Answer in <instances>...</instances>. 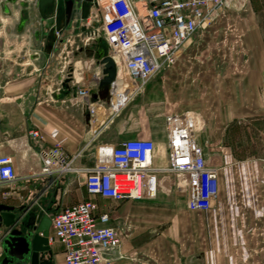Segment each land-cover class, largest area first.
<instances>
[{"label": "rangeland", "instance_id": "rangeland-1", "mask_svg": "<svg viewBox=\"0 0 264 264\" xmlns=\"http://www.w3.org/2000/svg\"><path fill=\"white\" fill-rule=\"evenodd\" d=\"M74 1L56 0L54 20L64 19V37ZM86 3V14L91 13ZM8 7L11 15L3 16L0 10V97L39 91L41 99L44 95L54 106L64 105L49 95L52 87L60 86L63 63L45 62L36 49L38 44L26 32L19 39L13 37L10 25L19 9L17 4ZM48 9L49 5L44 9L45 21ZM18 13L36 15L34 2L30 0ZM93 101V113L75 100L68 108L77 112L85 138L110 136L115 143L136 136L151 139L155 142L154 165L163 169L156 196L144 199L148 208L123 239L129 241L137 229L140 248L132 250L131 262L264 264V0H245L241 7L229 4L219 10L182 44L173 63L155 73L117 110H107V98L103 103ZM170 117L196 129L195 145L207 163L218 169L217 196L206 210L188 211L186 177L165 171L168 155L165 151L161 157L160 150L165 149ZM224 126L226 145L222 147L224 136L218 131ZM100 146L93 143L82 149L78 164L91 166L96 156L108 161L110 149ZM84 177H68L73 195L78 193L80 200L87 199ZM157 201L174 206V213L158 214ZM113 206L108 201L104 208L112 210ZM163 227L166 230L161 233Z\"/></svg>", "mask_w": 264, "mask_h": 264}, {"label": "built area", "instance_id": "built-area-1", "mask_svg": "<svg viewBox=\"0 0 264 264\" xmlns=\"http://www.w3.org/2000/svg\"><path fill=\"white\" fill-rule=\"evenodd\" d=\"M244 2L245 0H90L92 9L86 18L87 22L78 17L80 9L76 2L66 37L62 29L51 25L53 47L60 49L68 45V48L67 53L58 58V65L63 63L61 68L64 76L58 82L60 86L51 88L50 98L60 92L63 81L69 80V84L75 86L73 99L89 113H93L90 108V104H94L91 88L99 85L101 65L94 58L90 65L89 79L82 83L76 78L75 62H71L67 54L90 41L101 39L105 45V53L113 59L116 67L115 80L107 90V110L110 111L112 99L116 96V83L120 79L123 83H131V89L127 91L130 97L155 73L173 63L182 44L203 28L214 14L229 4L241 7ZM83 29L85 32H82ZM176 119L170 117L167 121L165 151L168 155V167L165 171L186 177V209L203 211L209 208L217 196L218 169L207 163L195 145L196 129ZM29 135L36 141L42 139L35 130L30 131ZM63 142V139H59L39 151V163L33 176L54 180L67 174H84L86 193L109 199L113 203L156 196L158 176L163 169L154 165L153 140L129 138L118 141L111 144L108 161L97 159L96 156L91 166L78 164L82 149L70 153L63 147ZM30 175L31 173L27 176ZM17 178L13 157L2 153L0 149V197L11 196L12 185ZM111 211V208L101 209L93 199H85L48 214V244L57 243L61 246L63 264H111L102 251L119 246L124 239L123 231L111 224ZM3 237L4 235H0V241Z\"/></svg>", "mask_w": 264, "mask_h": 264}, {"label": "crops", "instance_id": "crops-1", "mask_svg": "<svg viewBox=\"0 0 264 264\" xmlns=\"http://www.w3.org/2000/svg\"><path fill=\"white\" fill-rule=\"evenodd\" d=\"M19 2V0L16 2L19 9L14 15L16 21L10 25L11 34L16 39H19L21 33L26 32L28 38L32 39L36 45L38 44L36 49L42 52L45 62L47 61V63H49L53 59H56L58 65V58L63 57L62 55H64L65 52L67 53L66 50L68 45H64L60 49L53 47L52 44L54 37L51 25H54L56 29H62L63 31L65 27L62 26L64 19L60 18L57 21L54 20L51 25H48L46 22L47 20L45 21L40 17L37 7L36 15L27 17L22 15L19 16L18 12L22 9L18 4ZM75 3L76 2L74 1L72 4L73 7L75 6ZM27 6V4H24V8H27ZM3 16L7 15L3 14ZM65 34L66 37L67 31H65ZM99 41V39H96L93 42L90 41L86 45L79 46L78 50L72 49L67 54V57L71 62L72 60L73 62L79 61L74 65V70L76 78L80 79L82 83L87 82L89 79L90 65L92 64V60H94V51L101 47L105 48L104 43ZM31 57L33 58V55ZM84 57H88V59L85 61ZM63 76L64 73L61 76L62 79ZM62 85L63 87L61 86L60 92L52 95L53 99L64 104L61 106L58 105L57 107L54 106L53 103H50L51 100L47 99L49 97L42 95L43 99H41L39 91L38 93L31 91L25 95L16 92L15 94L12 93L5 97L2 95V97H0V149L2 153L13 157L18 172V178L12 185L13 191H11V196L7 198L0 197V203L13 205L15 207H18L21 204L34 203L42 210H46L49 213H55L65 206L80 201L79 194L77 193L76 196H74L72 192L73 183L72 180L68 178L72 174L63 175L54 180H50L44 176L32 175L36 169L35 167L39 163V151L43 147L53 145L59 139L64 140L63 147L70 153L88 148L93 143L96 145L101 144L102 146L100 147L105 150L110 149L111 144H115L113 138L110 136L85 138L84 127L80 125L81 122L77 112L68 109L69 106H73L70 102H74V92L72 91L75 86L72 87L71 84L65 83V81H63ZM15 90H17V87ZM94 94L97 95L94 97ZM91 95L92 99L94 98L101 102H104L107 98L102 94L100 95L99 85L91 88ZM81 108L83 109V107ZM32 130L37 131L38 134L41 135L42 139L40 141H36L29 135V132ZM218 134L224 136L223 140L225 143H223L222 147H225V126L222 131H218ZM132 138L140 137L136 136ZM160 151V156L164 157V147H162ZM229 156L230 159H233L232 155ZM236 158L238 159V157ZM236 158L234 160H237ZM226 161L227 158L225 159L224 164H227ZM220 163L221 161L219 162V165H221ZM30 173L31 175L27 176ZM171 187L172 188L170 189L172 190L174 187ZM85 195L87 199L95 200L101 209H104V205L110 201L109 199L100 196L88 195L86 191ZM162 202L163 201H157V204L154 206V209H156L158 214L174 213V206H171L168 203L163 205ZM146 205L148 204L144 200H125L114 203L111 211V224L118 226L121 231H123L125 239L128 236V231L134 228V225L137 226L139 220L138 216L142 210L148 208ZM164 230H166L165 227L161 228V233H163ZM5 231L4 228H0V235H5ZM133 231L134 232L131 233V236L133 237H130L131 239L129 241L123 240L119 246L110 247L102 251L103 256L108 259L111 264H134V262H131V257L129 255L132 250L138 252L140 244L138 240L139 235H136L137 229H133ZM50 247L52 252L51 255L44 254L42 258L48 259L52 264H63L61 246L55 243L50 245Z\"/></svg>", "mask_w": 264, "mask_h": 264}, {"label": "water", "instance_id": "water-1", "mask_svg": "<svg viewBox=\"0 0 264 264\" xmlns=\"http://www.w3.org/2000/svg\"><path fill=\"white\" fill-rule=\"evenodd\" d=\"M31 2H34L41 18L46 17L44 9L49 5L48 13L53 19L48 18L46 22L51 25L55 19L56 0H31ZM76 2L79 4L80 17L85 19L88 9L86 1L76 0ZM104 49L101 47L95 50L93 57L101 65L100 95L102 93L107 97L108 87L115 80L116 67L113 59L106 55ZM96 95L94 94V97ZM48 214V211H43L34 203L21 204L18 207L0 203V228L6 230L0 242V264H52L48 259L42 258L44 254L52 253L47 238L50 226Z\"/></svg>", "mask_w": 264, "mask_h": 264}, {"label": "bare ground", "instance_id": "bare-ground-1", "mask_svg": "<svg viewBox=\"0 0 264 264\" xmlns=\"http://www.w3.org/2000/svg\"><path fill=\"white\" fill-rule=\"evenodd\" d=\"M85 1H88V0H85ZM89 2V1H88ZM90 4V3H89ZM139 8V7H138ZM55 11H56V7H55ZM55 13V12H54ZM80 14H81V12H78V17H80ZM89 14H91V13H87L86 14V17H85V19H83V22L84 21H88L86 18L89 16ZM51 19H53V17L51 18ZM90 21H91V19H90ZM91 23H92V21H91ZM92 25V24H91ZM107 55V54H106ZM131 84V83H130ZM130 84H128L127 82H124L123 83V81L120 79L119 81H118V83H116V96L112 99V105H111V110H117V108L118 107H120V105L125 101V100H127L128 98H129V95H128V93L129 92H127L128 90H130L131 89V85ZM126 91V92H125ZM128 95V96H127ZM75 101H77V100H75ZM93 103H95V102H93ZM93 106H94V104H90V108H91V110H92V108H93ZM84 108V107H83ZM110 148H111V146H110ZM109 154H110V151H109ZM110 159V155H109V157H108V160ZM37 167V166H36ZM21 168H22V166H21ZM34 169V168H33ZM116 253V252H115ZM119 254V253H118Z\"/></svg>", "mask_w": 264, "mask_h": 264}, {"label": "flooded vegetation", "instance_id": "flooded-vegetation-1", "mask_svg": "<svg viewBox=\"0 0 264 264\" xmlns=\"http://www.w3.org/2000/svg\"><path fill=\"white\" fill-rule=\"evenodd\" d=\"M20 2L18 3L19 5H20V7L23 9L24 8V4L26 5H28V2L27 1H24V0H19ZM16 2H18V1H16V0H14L13 2L11 1V0H0V9H1V11H2V13L3 14H5V15H11L10 14V9H9V4H16ZM46 8H47V6H46ZM49 15V17L47 16V19L48 18H51L52 17V15L50 14V13H48ZM39 15H40V13H39ZM40 17H41V15H40ZM34 18V17H33ZM100 41L99 42H103L101 39H99ZM92 47V46H91ZM89 50V49H88ZM91 52V51H90Z\"/></svg>", "mask_w": 264, "mask_h": 264}]
</instances>
